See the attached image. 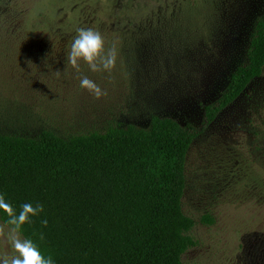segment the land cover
<instances>
[{
	"label": "rangeland",
	"instance_id": "374dc122",
	"mask_svg": "<svg viewBox=\"0 0 264 264\" xmlns=\"http://www.w3.org/2000/svg\"><path fill=\"white\" fill-rule=\"evenodd\" d=\"M11 3L0 0V10ZM75 3L96 8L76 27L93 18L103 23L94 30L106 49L117 50L110 73H92L82 62L76 72L68 63L73 30L54 24ZM263 10L264 0H22L5 19L13 29L24 18L29 28L0 27V132L146 128L151 115L199 128L203 107L242 62L251 23ZM67 16L66 23L79 21ZM46 32L66 35L60 41ZM80 75L107 94L81 89ZM185 181L181 209L195 223L189 235L197 244L182 264H264V69L191 144ZM205 214L212 224L199 222ZM7 230L0 222V256L10 258Z\"/></svg>",
	"mask_w": 264,
	"mask_h": 264
},
{
	"label": "trees",
	"instance_id": "16d2710c",
	"mask_svg": "<svg viewBox=\"0 0 264 264\" xmlns=\"http://www.w3.org/2000/svg\"><path fill=\"white\" fill-rule=\"evenodd\" d=\"M20 2L12 0L0 10L2 30L29 28L24 18L13 29L5 19ZM92 9L71 5L54 30H73L68 34L73 37L81 27L103 28L95 18L76 27ZM70 13L79 21L66 23ZM46 34L60 41L66 35ZM263 69L264 10L251 23L242 62L219 96L203 107L199 128L151 115L146 128L117 125L67 136L48 129L33 136L0 132V194L17 210L28 201L44 205L21 236L32 238L56 264H182V256L197 244L189 235L195 223L181 209L186 154ZM43 218L47 226L41 225ZM5 220L0 213V222L9 227ZM199 222L209 225L213 219L205 214Z\"/></svg>",
	"mask_w": 264,
	"mask_h": 264
},
{
	"label": "clouds",
	"instance_id": "9594fccd",
	"mask_svg": "<svg viewBox=\"0 0 264 264\" xmlns=\"http://www.w3.org/2000/svg\"><path fill=\"white\" fill-rule=\"evenodd\" d=\"M67 59L76 72H79L82 62L92 73H110L117 60V50L115 47L105 48L104 37L99 31L81 27L72 38ZM79 87L89 91L95 98L107 94L105 89L87 75H80ZM43 211V204L30 201L21 203L17 210L3 194H0V213L6 217L5 223L9 226L5 235L14 252L10 258L0 256V264H56L53 257L45 255L32 238L21 236L23 226L31 223V218ZM40 223L47 226L48 221L43 218ZM39 239H44L42 232Z\"/></svg>",
	"mask_w": 264,
	"mask_h": 264
}]
</instances>
